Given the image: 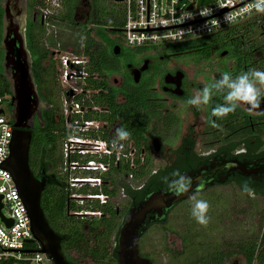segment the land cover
Masks as SVG:
<instances>
[{
  "label": "flooded vegetation",
  "instance_id": "1",
  "mask_svg": "<svg viewBox=\"0 0 264 264\" xmlns=\"http://www.w3.org/2000/svg\"><path fill=\"white\" fill-rule=\"evenodd\" d=\"M85 1L75 6L72 22L58 16L53 24L58 30L45 35L47 39L40 34V51L49 52L42 65H52L53 71L40 68L39 95L45 106H40V122L36 115L31 129L30 168L45 181L41 207L71 264H120L118 240L125 225L131 218L136 221L150 195L170 192L165 176L171 179L175 170L191 176L193 190L187 198L163 209V221H152L159 215L152 208L139 228L146 224L140 256L155 264L150 246L141 248L143 238L165 227L167 252L177 257L171 249L177 240L166 223L193 195L213 194V206L228 188L264 203V102L253 113L242 104L224 118L211 116L212 108L224 102L222 94L199 109L186 103L221 73L235 77L249 69L264 71V48L250 46L251 31L199 46L165 42L133 47L125 41L124 28L100 32L94 6ZM9 3L16 20L26 13V36L30 17L35 23L40 18V26L49 29L53 14H44L45 0L34 9L29 0ZM65 9L62 0L57 13ZM59 30L68 31L69 49L62 47ZM66 55L75 70L71 77L63 76ZM75 60H81L80 66ZM210 120L219 127H212ZM120 127L131 138L116 151L111 143ZM243 164L245 173L237 168ZM201 179L203 190L196 192ZM245 184L253 196L243 192ZM230 222L234 230L229 250L222 249L224 264H264V207L235 209ZM191 240H179L181 252L187 247L195 252Z\"/></svg>",
  "mask_w": 264,
  "mask_h": 264
},
{
  "label": "water",
  "instance_id": "2",
  "mask_svg": "<svg viewBox=\"0 0 264 264\" xmlns=\"http://www.w3.org/2000/svg\"><path fill=\"white\" fill-rule=\"evenodd\" d=\"M212 1L200 0L199 5ZM115 2H123V0H115ZM3 6L5 9L2 37V47L5 51L3 67L12 86L11 106L15 130H12L9 143V157L0 163V168L7 170L14 179L18 194L30 218L34 238L27 242L30 244L37 242L41 249H3L0 247L4 251L42 252L47 254L54 264H71L62 253L60 236L50 227L41 207V192L45 186V181L40 175L34 176L30 168L31 129L34 128L36 115H38L40 122V106L45 105L40 99L33 73V59L27 46V15L22 12L16 16L18 18L16 20L12 15L9 0H5ZM24 6V12H26V4ZM190 8L192 9L193 6L191 5ZM237 168L241 173H245L246 166L244 164ZM187 196L188 193L176 196L171 192H159L150 195L149 199L142 205L140 214L135 216L136 221L133 222L131 218L120 233L118 240L119 263L150 264L151 261L141 257L139 252L140 235L145 231L146 224L141 231L139 228L145 220L146 213L152 208H156L159 215L152 221H163L166 219V215L162 214L163 209L168 211ZM2 208V196H0V215ZM8 222L12 224V221Z\"/></svg>",
  "mask_w": 264,
  "mask_h": 264
},
{
  "label": "built area",
  "instance_id": "3",
  "mask_svg": "<svg viewBox=\"0 0 264 264\" xmlns=\"http://www.w3.org/2000/svg\"><path fill=\"white\" fill-rule=\"evenodd\" d=\"M45 1L48 5V9L44 11L45 15L54 14L50 7L57 10L62 2V0ZM199 1L123 0L126 7L123 31L127 44L143 47L207 37L259 14L254 10H248L253 0H213L203 5H199ZM205 8L212 9L211 15L200 14ZM185 13H191L192 18L179 22ZM228 14L234 18L229 23L225 21V16ZM62 62L65 67L63 76L71 77L75 70L69 65V56H63ZM80 64L81 60L74 61V65L80 66ZM5 105L6 100L0 98V163L9 157V143L12 130H15L12 112L7 113ZM76 141L80 142L81 139ZM0 196L3 203L0 215V246L3 249H41L40 245L34 247V243L27 242L34 238L30 218L18 194L14 179L7 170L1 168ZM5 208L8 209L9 214L4 213ZM8 221H12V224ZM1 247L0 264H54L48 255L42 252L4 251Z\"/></svg>",
  "mask_w": 264,
  "mask_h": 264
},
{
  "label": "rangeland",
  "instance_id": "4",
  "mask_svg": "<svg viewBox=\"0 0 264 264\" xmlns=\"http://www.w3.org/2000/svg\"><path fill=\"white\" fill-rule=\"evenodd\" d=\"M115 0H108V4H112ZM86 3L85 0H83ZM52 13L56 14L58 10L50 7ZM257 15V14H256ZM256 15L250 16L249 19L255 18ZM245 22V21H244ZM243 23V22H242ZM58 30L56 27H49L48 33ZM61 32L60 42L62 43V47L65 49H69L70 45L69 41V33L66 30H59ZM261 34V33H259ZM262 38V37H261ZM264 41V37L262 38ZM126 41V40H125ZM160 45V44H159ZM9 102H11V97ZM5 110L7 113H11L12 111L9 109L8 104L5 105ZM223 197H219L217 202L213 204V194H209L202 197H196L197 199L206 200L210 209L208 212V216L210 217V222L207 227L201 226L196 222V220L191 215V208L193 201L189 200L178 205L170 214L169 220L166 223L167 227L173 230V234H171L172 239H176L171 249L173 251H177V257H172L167 250L170 249L169 237L167 236V232L165 231V227H160L159 229H154L151 233L146 235L143 238L141 248L144 249L145 246L148 247L149 251L153 250L155 264H189L194 262V260L198 256V252L195 249V252L189 253L188 247L185 251L181 252V246L179 240L181 238L192 239V244L199 245L205 247L208 252L212 251L213 248L218 246L221 250H229V240H231L234 227L231 226L230 217L232 215V211L235 209L242 208H263L264 203L260 199H254L252 197L245 196L239 190L226 189L222 194ZM5 214H9L7 208L4 209ZM242 221V220H241ZM241 224V223H238ZM156 227V226H155ZM239 227V226H238ZM214 228V229H213ZM206 229H213L209 232H205ZM188 230V231H187ZM241 234L238 232V235ZM187 236V237H186ZM191 237V238H188ZM143 252V251H142ZM197 252V253H196ZM230 264V263H227Z\"/></svg>",
  "mask_w": 264,
  "mask_h": 264
},
{
  "label": "trees",
  "instance_id": "5",
  "mask_svg": "<svg viewBox=\"0 0 264 264\" xmlns=\"http://www.w3.org/2000/svg\"><path fill=\"white\" fill-rule=\"evenodd\" d=\"M3 1L0 0V98H4L6 100V104H8L9 109L12 111L11 102H9L10 97H12V86L9 78L5 74L3 67L4 60V50L2 47V37H3V24H4V15L5 9L3 6ZM42 0H29V6L31 9L36 7H40V2ZM108 0H91L92 5L94 6V10L96 11L97 21L96 24L100 26L101 31H115L121 30L125 25V17H126V7L124 2H115L112 4L107 3ZM79 3V0H65L66 9L65 12L56 13L50 16L51 24L50 26L54 27L58 16L63 17L65 20L73 21V14L75 6ZM108 27L109 29H105ZM49 30V29H48ZM48 30L45 27L40 26V18L37 23L32 20V17L29 19V23L27 26V43L28 48L31 52L33 59V73L35 76V82L37 85L38 92L40 93V72L41 70L51 73L52 65L49 67H44L42 62L47 58L49 52L40 51V34L41 36H45L48 34ZM93 31V30H90ZM247 31H251L254 33L253 41L254 43L250 46L252 47H260L264 48L263 34H264V13H259L255 16V18L249 19L243 23L228 26L225 29L219 31L218 33L201 37L197 39L186 40L177 43L180 46H199L200 44L208 43L210 40H223L228 39L230 36L239 33H246ZM55 31L51 32L54 33ZM261 33V34H259ZM262 37V38H261ZM47 39L48 37L45 36ZM56 45L54 42L53 46ZM247 46V44H246ZM45 49V44L43 45ZM40 68H42L40 70ZM55 70V69H54ZM56 72V71H55ZM40 129L39 124L36 126V130L34 131V135H36L37 131ZM38 243H34V247H38ZM196 250L198 252L197 258L194 262L189 264H224L223 257H225V253L219 247H214L212 251H209L202 246L195 245ZM196 252V253H197ZM217 259H219L217 261Z\"/></svg>",
  "mask_w": 264,
  "mask_h": 264
},
{
  "label": "clouds",
  "instance_id": "6",
  "mask_svg": "<svg viewBox=\"0 0 264 264\" xmlns=\"http://www.w3.org/2000/svg\"><path fill=\"white\" fill-rule=\"evenodd\" d=\"M249 11H256L257 13H264V0H253L248 6ZM212 9L205 8L201 11L202 16L211 15ZM187 18H192L191 13H185L179 22H183ZM234 18L231 14L225 16L227 23L231 22ZM214 23H219L214 21ZM190 31V30H189ZM84 39V38H82ZM216 94L223 95V103L218 104L211 110V116L216 118L227 117L230 113H234L240 105H246L249 113H253L260 109L261 103L264 102V71L257 69H249L239 75L233 77L231 73H221L219 80H214L213 83L205 86L202 90L198 91L193 97L189 98L186 103L189 106L201 108L207 106ZM211 126L219 127L215 121H209ZM131 138V133L124 127L117 128L114 138L111 143L113 150L119 151L123 148L124 141ZM164 182L168 185L169 191L176 196H182L193 190V178L189 175L182 174L179 170L171 173V179L168 176L163 178ZM204 181L201 179L197 183L195 191L200 192L203 190ZM243 192L249 196L254 195V190L247 184L243 186ZM193 201L191 208V215L201 226L207 227L210 222L208 212L210 205L206 200L197 199L195 195L191 197Z\"/></svg>",
  "mask_w": 264,
  "mask_h": 264
}]
</instances>
